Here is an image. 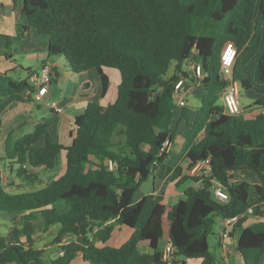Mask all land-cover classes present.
<instances>
[{"label":"trees","instance_id":"trees-1","mask_svg":"<svg viewBox=\"0 0 264 264\" xmlns=\"http://www.w3.org/2000/svg\"><path fill=\"white\" fill-rule=\"evenodd\" d=\"M22 4L27 24H18L15 35L0 33L5 40L0 57L13 65L9 70L19 64L8 50L34 29L46 38L49 58L64 56L76 73L96 69L102 97L110 87L105 68L117 70L120 79L113 103L90 101L75 117L70 145L52 140L43 121L18 140L8 135L5 154L0 153V213L11 215V228L0 236V264H70L78 255L94 264H166L160 245L168 242L174 246L173 264H187L188 258L221 264L208 237L218 217L237 215L234 230L243 228L237 251L244 264H262L264 221L245 224L250 195L264 203V0ZM230 47L237 49L231 80L256 94L239 116L227 114L220 102L230 81L222 76ZM190 63L201 65V76L187 71ZM9 70L0 69V137L5 109L14 102L37 101L30 76L16 81ZM180 79L204 88L194 119L182 108L189 128L184 145L188 169L209 159L212 173L184 176L183 182L193 179L201 186L187 188L185 198L173 205L158 202L139 226L146 198L136 202L134 195L169 156L159 152L167 139L172 144L175 139L174 91ZM62 152L65 168L59 173ZM4 167L20 183L7 177ZM240 171L254 172L260 182L236 179ZM213 180L226 188L227 201L215 196ZM253 213L263 214L260 204ZM118 224L133 233L122 245H109ZM55 228L54 245L63 254L46 260L37 241ZM66 236L72 239L66 242ZM142 242L151 252L140 250Z\"/></svg>","mask_w":264,"mask_h":264},{"label":"crops","instance_id":"crops-1","mask_svg":"<svg viewBox=\"0 0 264 264\" xmlns=\"http://www.w3.org/2000/svg\"><path fill=\"white\" fill-rule=\"evenodd\" d=\"M23 0H18L17 3H15L13 0H0V33L5 35H15L18 31V24H27L26 19L22 16V9H23ZM31 37L32 41V49L38 50L41 48L44 50L43 52H39V54H45L47 56V49H48V42L44 36H41L36 30L31 29L27 31L22 39H27ZM14 45V44H13ZM5 46V40H0V47ZM36 53V52H35ZM11 54L14 57V54L11 52ZM59 61V60H58ZM43 65L49 64L52 68V75L58 77L60 75L59 67L61 64L59 62H56V60H50L46 59L42 63ZM13 65L9 64L7 60H4L2 57H0V69L1 70H9ZM43 67V66H42ZM106 73L110 77V87L108 89L107 94L102 97L100 88L97 87V90L94 92H88L86 90H79V94L81 99L79 101H74L72 103H61L62 106H64V112L61 114H57L54 111V114L59 116L60 124L58 128L55 131L50 130V124L43 120V122H46L48 127V132L52 138V140H58L60 143H62L65 146H68L71 144L72 138L75 135V131L71 128V116H74L73 119L79 114H82L85 107L87 106V103L90 101L93 102H99L101 104H110L113 103L117 96V86L119 84L120 77L115 73H110V71H107L105 69ZM32 70H29L28 76L32 74ZM35 72V71H34ZM93 72V71H92ZM91 70H87L84 72H81L79 77L73 76V79L75 83L83 84L85 83L84 89L91 88L93 85H95V77ZM98 73V72H97ZM27 76V77H28ZM88 81V82H87ZM52 84H49V86ZM49 88L48 92L46 93L43 101L45 99H50L49 95ZM184 94L183 97L186 100L185 108L188 109L187 113L189 115L190 121L194 119L197 113V108L201 106V98L204 93V88L202 84L198 82H190L187 81L184 84L183 87ZM245 95L250 99V104H244L245 108L256 98V94L253 90H245ZM98 95L100 97H98ZM98 97V98H97ZM42 101V100H41ZM222 101V100H221ZM34 102V101H33ZM223 103V101H222ZM32 102H14L12 103L7 109H5L2 113V130H1V137H0V153L1 155L5 154V142L8 137V135H11L13 140H18L20 137H22L24 134L31 132L29 129H34L35 125L38 122H41L39 118L34 117V115L31 112L30 105ZM48 105V104H47ZM178 108L175 110V116L173 120V129L175 130V139L177 138H183L185 141V135L187 134L189 128H188V120L183 116V107L184 106H177ZM16 108V109H15ZM74 110H69V109ZM68 109V110H67ZM52 110V109H51ZM67 111H70V113H67ZM62 115V116H61ZM68 126V127H66ZM202 137V136H201ZM174 139V142H175ZM173 142V143H174ZM179 149V151H174V144H172L169 156L167 159L158 165L156 169L154 170L153 174L149 177L152 180V190L148 191L147 193H140L139 198H135L134 200L140 201L143 198H146L145 208L141 215L139 226L144 222L146 219L149 218L151 215V212L155 205L158 202L173 205L171 204V201L178 202L180 199L185 198V191L189 187H195L199 188L201 186V182L194 181L193 179L183 180V177L186 175H189V160L186 158L185 150H184V143ZM63 163L60 166V169H57L59 173H62L65 168V153H63ZM185 167V168H184ZM178 172V174H177ZM4 173L8 177L14 180L15 183H20V180L15 176V172L10 173L8 168L4 167ZM236 175L240 176V179L247 178L252 183H259L260 180L257 177V175L252 171H240L236 173ZM49 173H45L44 177H48ZM237 179V177H236ZM146 180V181H147ZM145 181V182H146ZM144 183V182H143ZM140 186L143 187V184ZM139 189V190H140ZM142 191V190H141ZM151 201V202H149ZM261 205V210L263 214L260 217L259 220L264 219V203H260L259 197L256 194L250 195V205L256 209L258 205ZM0 218L4 220H10L11 215L0 213ZM250 218V216H249ZM219 224H220V232H219V238H221V229L223 226V218L218 217ZM216 219V220H217ZM249 220V219H248ZM248 222V221H247ZM246 222V223H247ZM6 224L8 230L7 233H9V230L11 228V220L9 223ZM246 226V224H245ZM235 226L231 231H233ZM243 229V228H241ZM54 233H56L57 229L55 228ZM126 231V233H124ZM117 233H122L123 237H120L117 235ZM133 229L121 225H116L114 232L107 242V244L112 246H119L125 243L132 235ZM242 230H234V233L227 237L226 243L227 248H223L220 245V241L218 243L219 246V255L218 259L221 264H234L235 260L237 258H242L240 253L237 251V245L239 242V238L241 236ZM113 243V244H110ZM117 243V244H114ZM166 244H163L162 251L164 250ZM142 246H148L147 242H142L140 244V250ZM150 249V247H149ZM142 252H151L141 250ZM180 261L184 258H176ZM243 259V258H242ZM193 261V263L191 262ZM187 264H201L202 258H188L186 259ZM8 264H15V263H8ZM70 264H94L89 261H86L83 259L81 255H78ZM181 264V263H180ZM244 264V261L243 263ZM262 264H264V255L262 258Z\"/></svg>","mask_w":264,"mask_h":264},{"label":"rangeland","instance_id":"rangeland-1","mask_svg":"<svg viewBox=\"0 0 264 264\" xmlns=\"http://www.w3.org/2000/svg\"><path fill=\"white\" fill-rule=\"evenodd\" d=\"M32 41H31V37L27 38V39H19V40H15L14 41V45L11 47V49H9L8 51L14 54V59L16 60L17 64H19L17 69H12L9 70V76L16 80H22V79H26L29 73V70L35 71V72H39L43 66V61H45L46 59H50V60H56V62H59L61 64V66L59 67V72L60 75L58 77L53 76L52 75V84L49 86V95H50V99H45L44 101H34L32 102V104L30 105L31 108V112L34 115V117L39 118V120L41 121H46L50 124V130L55 131L59 124V116L54 114V112L51 110V108L47 105L48 102L53 101V100H57L60 104L63 102L65 103H72L74 101H79L81 99L80 94H79V90H86L88 92H94L97 90V87H101V81H100V77L99 74L97 73L96 69H91V72L93 73L94 77H95V85H93V87L91 88H86L84 89L85 83L83 84H79V83H75L73 76L75 77H79V75H81L80 73H76L74 71L71 70L69 64L67 63L66 59L64 56H52V57H46V55L43 54H39V52H43L44 50H42L41 48H39L38 50H34L32 49ZM36 52V53H35ZM59 60V61H58ZM107 71H110V73H113V75H115V73L119 76V72L113 68H105ZM120 77V76H119ZM88 82V81H87ZM100 92H101V88H100ZM245 90L242 89L241 91V96H242V101L245 104H250V99L247 97V95H245ZM98 97H100L98 95ZM97 97V98H98ZM222 102V101H220ZM88 104V103H87ZM245 104V105H246ZM62 106V104H61ZM64 107V106H63ZM86 108V107H85ZM16 109V108H15ZM68 110V109H67ZM69 110H74V109H69ZM85 111V109H84ZM83 111V112H84ZM67 113H70V111H67ZM62 116V115H61ZM71 128L75 131V125H74V116H71ZM68 127V126H66ZM32 131V129H29ZM30 132V131H29ZM182 143L185 144V141L183 140V138H177L175 139L174 144V151H179V149L181 148V146L183 145ZM63 152L60 154L59 158H58V162L56 165V169H60V166L63 163ZM185 168V167H184ZM237 179H240V176L236 175ZM151 179V178H149ZM143 187H141L140 190L135 192L134 195V199L135 198H139L140 193H147L148 191L152 190V180H147L146 182L143 183ZM142 190V191H141ZM151 202V201H149ZM177 203L176 201H171V204H175ZM250 218L248 220V222L246 223V225L255 223L257 221H259L260 217L257 216L255 213H251L249 214ZM264 221V219H263ZM10 220H4L2 218H0V236H6L7 233V226L4 223H9ZM216 226H215V230H214V234L209 235L208 237V242H209V246H210V251L216 253V255H219V246L218 243L220 241L219 238V232H220V224H219V219L216 220ZM237 230H242L241 228H237ZM126 233V231L124 232ZM56 233L51 232L46 234L42 240L37 241V245L39 247H43L45 249V253H44V258L46 260H51L52 258H55L57 255H59V248L58 245H54V238H55ZM117 235H119L120 237H123L122 233H117ZM72 239V237L70 236H66L65 237V241H70ZM113 244V243H110ZM117 244V243H114ZM163 244L160 245V247L162 248ZM141 250H145V251H149L151 249H149L148 246H142ZM193 263V261H191ZM243 263V259L242 258H237L235 260L234 264H242Z\"/></svg>","mask_w":264,"mask_h":264},{"label":"built area","instance_id":"built-area-1","mask_svg":"<svg viewBox=\"0 0 264 264\" xmlns=\"http://www.w3.org/2000/svg\"><path fill=\"white\" fill-rule=\"evenodd\" d=\"M237 57V49L236 47H230L227 51L223 63H222V76L226 80H230L226 85V88L222 95V101L225 108V112L229 115L239 116L244 112L245 106L242 101L241 96V85L238 81H232V68ZM187 71L192 73L193 75L199 77L201 76L202 70L201 65L198 63H190L187 66ZM52 80V68L49 64L43 65L39 72H33L30 75V82L36 88L35 98L37 101H41L44 99L46 93L48 92L49 84ZM189 81L187 79H180L175 85L174 91V99L176 106H185L186 100L183 97L184 94V84ZM48 106L57 114H61L64 112V107L57 100H53L48 102ZM172 146V141L167 139L159 152V155H162L165 152H169ZM112 161L110 162V167L113 168ZM190 175L193 176H209L212 173V166L210 164V160H204L197 162L191 169H189ZM212 190L215 196L221 201H227L229 199V194L226 188L218 181L213 180ZM248 214L254 212V208L252 206L248 209ZM241 216H232L223 219V226L221 229V238L220 245L225 249L227 248L226 239L230 235L231 230L239 221ZM173 253L174 246L171 242L166 243L165 248L163 250V261L166 264H173ZM63 251L59 252V255H62Z\"/></svg>","mask_w":264,"mask_h":264}]
</instances>
